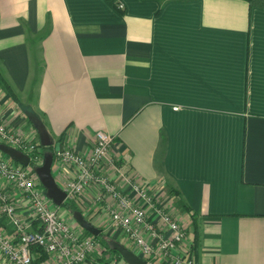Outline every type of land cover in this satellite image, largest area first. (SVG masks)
<instances>
[{"label": "crops", "instance_id": "crops-1", "mask_svg": "<svg viewBox=\"0 0 264 264\" xmlns=\"http://www.w3.org/2000/svg\"><path fill=\"white\" fill-rule=\"evenodd\" d=\"M118 1L122 13L105 0H0L2 76L52 150L85 156L96 131L111 135L109 157L150 186L191 240L187 206L199 233L194 264H264V10L243 0ZM7 95L0 87V117L35 140ZM50 170L62 188L74 169L53 158ZM0 190L38 229L26 198L1 179ZM97 192L80 205L101 227ZM0 228L14 234L1 213ZM52 258L34 250L31 264ZM0 264H9L1 254Z\"/></svg>", "mask_w": 264, "mask_h": 264}, {"label": "built area", "instance_id": "built-area-1", "mask_svg": "<svg viewBox=\"0 0 264 264\" xmlns=\"http://www.w3.org/2000/svg\"><path fill=\"white\" fill-rule=\"evenodd\" d=\"M25 139L0 122L1 144L28 156L34 154L37 143ZM112 141L111 135L96 131L88 155H79L59 145L53 149V158L74 169L72 177L61 188L66 193V200L80 204L82 193L95 187L98 191L94 198L95 205L104 211L109 226L122 232L136 255L146 264H154L155 261L194 264L187 230L168 207L159 203L149 185L132 179L120 160L109 157ZM32 158L39 166L40 158L37 155ZM105 163L113 168L118 180L123 181V188L104 172L102 167ZM33 170L0 152V179L26 198L33 211L34 221L38 224V229L32 230L30 222L17 214L11 197L0 190V213L14 227L12 235H7L0 228L2 258L9 264H31L32 252L37 250L53 257L52 264H83L97 248L98 242L59 217L56 206L44 196V189ZM108 264L125 263L112 260Z\"/></svg>", "mask_w": 264, "mask_h": 264}, {"label": "water", "instance_id": "water-1", "mask_svg": "<svg viewBox=\"0 0 264 264\" xmlns=\"http://www.w3.org/2000/svg\"><path fill=\"white\" fill-rule=\"evenodd\" d=\"M34 129L36 130L39 145H42L43 147H49L51 144H53V141L50 139L48 133L43 128L41 123H38L37 121L32 122ZM0 152L8 157V159H11L12 161L22 165L23 167L30 166V159L29 156L25 153L21 152L20 150H17L15 148L6 146L4 144H0ZM52 155L47 154L43 156V163L41 166H37L34 168V173L38 179V183L41 184L43 187L46 198L50 200L53 205L57 207L62 206V204L66 201V193L55 183L54 177L51 172V166H52ZM72 219L76 221V223L80 226L82 231L88 232L91 236H97L101 232L99 228L94 226L90 221L85 219V217L81 214L80 211H75L72 214ZM112 247L115 251L118 252L119 256L122 258L124 263L126 264H146L144 260H142L137 255H134L132 251L127 249L125 246H122L121 244L117 242H111Z\"/></svg>", "mask_w": 264, "mask_h": 264}, {"label": "trees", "instance_id": "trees-1", "mask_svg": "<svg viewBox=\"0 0 264 264\" xmlns=\"http://www.w3.org/2000/svg\"><path fill=\"white\" fill-rule=\"evenodd\" d=\"M106 3H108L110 6L112 5L113 8H115L118 12L122 13L123 12V6L121 5V3H119L118 0H105ZM159 1H164V0H159ZM166 1V0H165ZM247 3L249 9L251 8H257L260 10H264V0H243ZM0 87L8 94L7 96H9V98L13 101V103H15L16 105L19 106V108H21L23 110V112H25V114H27L28 116V121H30L31 123L33 121H37L39 123V121L37 120V118H35L34 114H32L31 110L29 108H27L26 105H23L19 99L17 98V96H15L11 86L9 85V83H7V81L5 80V78L2 76L1 72H0ZM36 119V120H35ZM38 138V137H37ZM39 140L38 143L36 144V151L34 152V154H29V158H31V162L30 165L32 168H36V164L33 161V156L35 154H38L39 156H41V158L47 154H51L52 155V159H53V151L51 146L49 147H43L42 145H39ZM41 186V185H40ZM42 187V186H41ZM43 188V187H42ZM45 192V191H44ZM171 193H174L173 191H171ZM63 209H65L69 215H72L75 211L78 210L77 207H75V205L66 200L62 206ZM183 209L188 213L187 215H189L190 219H191V228H192V239H191V248H192V253L194 255V257L196 256V252L198 250V246H199V233H198V228L197 224H196V218L195 215H193V213L190 211V209L187 206H183ZM84 235L86 236H91L88 232H85L84 230L82 231ZM101 232V230H100ZM93 237V236H92ZM94 240H96L97 242H99L100 244L103 245L102 250H101V255H100V259L96 264H108L109 263V256H116L117 258H120L119 254L117 251H115L112 247V244L110 240H108V238L106 237V235L101 232L99 235L94 236L93 237ZM121 259V258H120Z\"/></svg>", "mask_w": 264, "mask_h": 264}, {"label": "rangeland", "instance_id": "rangeland-1", "mask_svg": "<svg viewBox=\"0 0 264 264\" xmlns=\"http://www.w3.org/2000/svg\"><path fill=\"white\" fill-rule=\"evenodd\" d=\"M27 115V114H26ZM36 120V119H35ZM39 121V120H38ZM0 122H3L4 124H6V126L8 127V128H10L11 130H12V132H14L15 130L10 126V125H8L6 122H4L3 121V119L0 117ZM40 122V121H39ZM15 134H16V131H15ZM25 138V137H24ZM26 140V139H25ZM31 142H33V143H38V138L36 137V139L34 140V139H32V140H30ZM1 144V143H0ZM53 151V150H52ZM35 155H37L38 156V158H40V160H41V163H40V165L39 166H41L42 165V163H43V157L41 158V156H39L38 154H35ZM28 168H29V170H31V169H34V168H32L31 167V165L30 166H28ZM41 185V184H40ZM71 202V201H70ZM74 205H75V207H77L78 208V211H80L81 212V214L85 217V219H86V216H85V214H88V211L84 208V207H81V205L80 204H78V203H74V202H72ZM165 206V205H164ZM84 213V214H83ZM57 214L59 215V217L62 219V220H64L69 226H71V227H73V228H75V229H77V230H79L80 232H82V229L80 228V226L76 223V221L75 220H73L72 218V215H69V213L65 210V209H63L62 207H57ZM106 220H107V224H105L104 226H96L97 228H99V229H101V232H103L105 235H106V237L108 238V240H110V241H112V242H117V243H119V244H121L122 246H125L127 249H129L130 251H132L133 253L135 252V250H133L132 249V245H131V243H129V241L128 242H126V244L125 243H121L122 241H121V239H120V236L122 237V232L121 231H118V229H116V231H118L119 233H120V235H117L116 237L115 236H110L109 234H108V230H110V229H113L112 227H110L109 226V224H108V222H109V219H107V217L105 218ZM177 219V218H176ZM88 221H90L89 219H87ZM178 220V219H177ZM179 221V220H178ZM107 229L106 231L104 230L105 228ZM109 227V228H108ZM185 228V227H184ZM190 228H191V226H190ZM186 230H187V228H185ZM124 237V236H123ZM122 237V238H123ZM124 239L126 240V238L124 237ZM98 244V246H97V249L98 250H100L99 252V255H98V257H96V259H95V257H93V259L94 260H92V262H91V264H96L98 261H99V259L101 258L100 257V255H101V250H102V247H103V245L102 244H100L99 242L97 243ZM93 254L92 253H90L88 256H87V259L89 258V256H92ZM134 255H136V252L134 253ZM95 256V255H94ZM138 256V255H137ZM139 257V256H138ZM121 258V257H120ZM120 258H117L116 256H112V255H110L109 256V263L110 262H112V260H117V261H121V262H123L124 263V261L122 260V258L120 259ZM86 259V260H87ZM85 260V261H86ZM126 264V263H125Z\"/></svg>", "mask_w": 264, "mask_h": 264}]
</instances>
